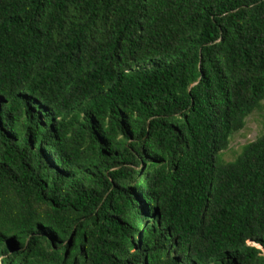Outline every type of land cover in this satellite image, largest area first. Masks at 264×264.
Instances as JSON below:
<instances>
[{
	"label": "trees",
	"instance_id": "16d2710c",
	"mask_svg": "<svg viewBox=\"0 0 264 264\" xmlns=\"http://www.w3.org/2000/svg\"><path fill=\"white\" fill-rule=\"evenodd\" d=\"M264 0H0V264H264Z\"/></svg>",
	"mask_w": 264,
	"mask_h": 264
},
{
	"label": "rangeland",
	"instance_id": "374dc122",
	"mask_svg": "<svg viewBox=\"0 0 264 264\" xmlns=\"http://www.w3.org/2000/svg\"><path fill=\"white\" fill-rule=\"evenodd\" d=\"M262 134H264V108L248 117L246 127L233 136L230 148L222 155L223 160L226 162L236 160L243 147L254 142Z\"/></svg>",
	"mask_w": 264,
	"mask_h": 264
}]
</instances>
